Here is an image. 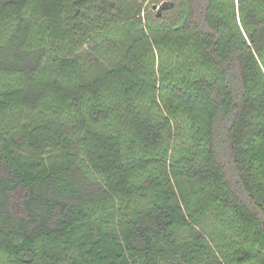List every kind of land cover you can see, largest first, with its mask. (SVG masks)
Instances as JSON below:
<instances>
[{"label":"trees","instance_id":"16d2710c","mask_svg":"<svg viewBox=\"0 0 264 264\" xmlns=\"http://www.w3.org/2000/svg\"><path fill=\"white\" fill-rule=\"evenodd\" d=\"M138 1L0 0L5 264H264V0Z\"/></svg>","mask_w":264,"mask_h":264},{"label":"rangeland","instance_id":"374dc122","mask_svg":"<svg viewBox=\"0 0 264 264\" xmlns=\"http://www.w3.org/2000/svg\"><path fill=\"white\" fill-rule=\"evenodd\" d=\"M163 2H171L173 5L171 8H168L166 10H163L160 12V17H157V13L159 11V8ZM138 5L140 6L141 9V17L144 19V21H152V22H168L172 20L175 15L177 14V10L175 7V2L172 0H164V1H159V0H139ZM156 8V9H154ZM174 11V12H173ZM7 82V81H6ZM5 82V83H6ZM3 83V82H2ZM2 85V84H1ZM138 108L139 111L147 116L148 118L158 121L162 119V114L157 110L155 105H152L149 103L147 100H141L138 102ZM13 122L11 119L6 121L5 123V128L12 125ZM171 130L167 129L163 131V145L161 148V154L162 157L165 156L166 151L168 150V147L170 146V141H171ZM124 154L126 155V158L129 160H133L136 158V155L132 153H128L126 149H124ZM82 167L87 171V175L90 176L89 170L86 168V166L82 165ZM159 172V166L157 165H152L149 167L148 172L149 174H156ZM105 214V212H102ZM199 225L204 228V232L206 235L210 236V222H200ZM0 264H5V261L3 258L0 257Z\"/></svg>","mask_w":264,"mask_h":264},{"label":"water","instance_id":"95a60500","mask_svg":"<svg viewBox=\"0 0 264 264\" xmlns=\"http://www.w3.org/2000/svg\"><path fill=\"white\" fill-rule=\"evenodd\" d=\"M172 3L171 2H163L162 4H161V6H160V8H159V11H158V13H157V17H160V12L161 11H163V10H166V9H168V8H171L172 7ZM154 9H156V8H154Z\"/></svg>","mask_w":264,"mask_h":264}]
</instances>
